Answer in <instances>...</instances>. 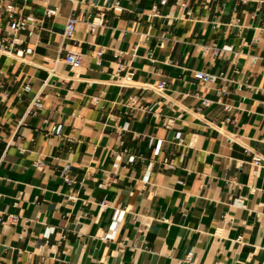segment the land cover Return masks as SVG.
I'll return each mask as SVG.
<instances>
[{
  "label": "crops",
  "instance_id": "crops-1",
  "mask_svg": "<svg viewBox=\"0 0 264 264\" xmlns=\"http://www.w3.org/2000/svg\"><path fill=\"white\" fill-rule=\"evenodd\" d=\"M14 3L30 20L9 35L0 17V264H264V0Z\"/></svg>",
  "mask_w": 264,
  "mask_h": 264
},
{
  "label": "built area",
  "instance_id": "built-area-1",
  "mask_svg": "<svg viewBox=\"0 0 264 264\" xmlns=\"http://www.w3.org/2000/svg\"><path fill=\"white\" fill-rule=\"evenodd\" d=\"M169 0H160V4L161 5H166L168 3ZM119 5V2H116L115 7H117ZM55 9H48L46 10V15L47 16H52L55 14ZM18 13L14 0H11V2L9 4H7L6 6H1L0 5V17L5 16L8 19L9 25H10V31H9V35H14L15 33L24 30L27 28L28 26V22H29V18L23 19V18H18L16 19V14ZM158 13H154V15H157ZM104 13L101 12L99 13L95 18H93L92 21L89 22V27L91 30H94L96 26L101 25L104 21ZM239 20H236V22H238ZM78 24V19L77 17H75L74 15H71L66 22L65 25V29H64V36L66 38H71L75 31H76V26ZM264 29V27H263ZM19 44V41L17 38H13L11 40L7 39V38H3L1 41V51L4 52H11L15 46ZM18 55H22L23 51H17ZM103 54V51H99L97 53L98 57H101ZM117 57V55H116ZM64 61L66 63H68L69 65L73 66V67H80L82 64V57L81 54L78 53L77 51L74 50H69L67 52V54L64 57ZM122 69L121 67H119L114 74L112 75V78H114L115 80H117L121 85H129L132 77H133V72H126L125 75L120 76ZM194 76L196 79H198L201 83H214L216 82L218 79L220 78H224L225 74L224 73H220L219 75L216 74H212V73H206L204 71H196L194 73ZM167 87V83L165 81H162L160 83L157 84L156 86V90L157 91H163L165 90ZM238 88L241 89L242 88V84L238 85ZM30 86L26 85L25 86V90L29 91ZM222 94L226 93V89H222L221 90ZM210 103L209 100H204L203 104L204 105H208ZM33 105L36 108H41L42 107V103L40 101L39 98H36L33 102ZM225 109L227 111L230 110V106L229 105H225ZM62 131V126L61 125H57L54 126L51 130L52 133L54 134H60ZM177 138L179 140H181V138L179 137V135L177 136ZM161 147V141L158 142L157 146H156V150L155 152L158 153V151L160 150ZM261 157L256 155L253 157V164L256 167L255 172H257V169L260 167L261 165ZM36 168L40 169L43 166L42 161H38L35 164ZM67 183H70L71 180L70 179H66ZM1 196V195H0ZM2 213L0 212V222L2 221ZM11 218L12 221H16V217L15 216H10L9 219ZM192 258V254L190 253L189 255L186 256V258L184 260H181L179 262V264H182L184 262H190Z\"/></svg>",
  "mask_w": 264,
  "mask_h": 264
}]
</instances>
